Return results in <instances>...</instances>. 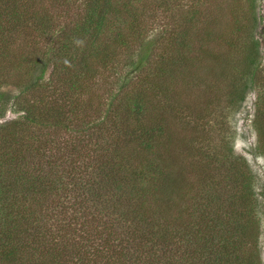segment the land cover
Returning <instances> with one entry per match:
<instances>
[{
	"label": "trees",
	"instance_id": "1",
	"mask_svg": "<svg viewBox=\"0 0 264 264\" xmlns=\"http://www.w3.org/2000/svg\"><path fill=\"white\" fill-rule=\"evenodd\" d=\"M15 1L0 0V20L6 21L14 13ZM131 1L85 0L84 18L68 22L67 36L53 69L46 64L38 75H33L44 82L49 73L51 83L68 60L69 71L73 69L78 75L70 83V91L64 92L66 109L48 98L25 101L23 107L17 105L22 118L0 125V179L4 180L0 181V264H261L255 244L259 224L254 216V179L246 161H240L242 170L232 165L233 171L222 180L224 185L215 179L219 174L215 156L208 149L201 150L209 171L188 159L190 148L177 143L179 134L171 127L170 117L161 114L163 109H176L181 99L166 86L162 90V85L183 78L185 72L181 69L186 70V61L182 58L170 61L163 51L152 60L151 47L140 52L133 68L135 73L140 70L137 82L123 80L116 103L107 113L111 125L104 118L94 135L88 136L91 154L84 170L93 176L86 179V184L82 185L78 176L69 178L72 186L66 183L67 174L78 173L82 166H75L73 150H64L58 144L44 157L48 165L61 169L67 163L71 167L68 172L58 173L53 167L47 171L31 168L28 159L41 154L37 145L42 141L51 143V137L60 139L62 128L73 123L66 121L69 115L77 116L79 107L69 100L70 94L76 90L89 92L108 65L113 67L125 55V60L129 59L131 36L135 42L145 40V11ZM252 5L254 10L253 0ZM163 6L168 10V5ZM249 12L252 26L257 28L264 16L251 17ZM214 13L206 28L199 27L198 31L202 46L210 48L209 61L200 56L194 64L201 72L236 71L228 88L232 98L233 92L241 95V103L246 99L248 83L255 87L258 84L259 42L245 27L235 31L238 37L232 40L218 15L214 19ZM4 23L0 22V63L8 64L13 57L7 36L11 30ZM185 29L184 25L179 30L167 28L161 38L148 41L147 46L157 48L163 41L169 47L173 42L175 48L185 50ZM214 36L223 47L240 51L239 56L226 58L222 51L216 52L219 48L211 46L217 42ZM37 63L34 60L35 66ZM149 63L148 70L142 69H147ZM189 64L193 66L192 61ZM20 66L18 62L17 68ZM32 84L29 88L23 86V90H29ZM151 92L164 96L151 97ZM4 96L0 94V98ZM260 103H264V95ZM76 107L78 112L73 109ZM256 123L263 136L264 111ZM25 130H33L34 135L20 138ZM13 142L17 148H12ZM261 148L264 153V143ZM27 169L31 174H24ZM24 204L25 210H21ZM120 204L124 205L122 210ZM44 220L62 225L64 231L43 230Z\"/></svg>",
	"mask_w": 264,
	"mask_h": 264
},
{
	"label": "rangeland",
	"instance_id": "2",
	"mask_svg": "<svg viewBox=\"0 0 264 264\" xmlns=\"http://www.w3.org/2000/svg\"><path fill=\"white\" fill-rule=\"evenodd\" d=\"M175 1H131L134 6L145 11L144 17L148 26V30L145 32V40L135 42L131 36L129 45L133 50L127 55L129 59L125 60V55L123 61L116 63L113 67L108 65L107 69H100L101 71L106 69V71L101 72L93 81L89 92L76 90L77 93L70 94L69 100L72 99L79 107V112L76 110L77 107L73 108L74 111L76 110L75 112H78L77 116L71 114L69 115L70 119L66 120H72L73 123H66L68 125L63 127L64 129L62 128L60 139L54 140V137H51L49 144L40 142L37 146L41 150V154H37L28 161L32 163L33 171L35 169L39 171L42 168L47 171L53 167L52 170L58 173L61 171L68 172V168L71 167L67 163L61 169V167L53 164L48 165L49 160L44 157L49 154L47 151L58 144L64 147V150H73L71 156L76 159L75 166H82L78 173L67 174L69 177H67L66 183L72 186L69 178L72 180V176H78V181L82 185L86 184V179L93 176L91 171L84 170L86 161H89L87 160L88 156L91 154L88 136L94 135L97 130L96 126L104 118L106 124L111 125L110 114L107 117V113L116 103L117 91L123 85V80L130 78L132 79L131 82H137L140 70L135 73L133 68L135 67L134 62L139 59L140 52L147 51L151 47L153 50L152 60L158 59L163 51L165 57L170 61L174 58H182L183 61H186L184 65L186 70L181 69V73L185 72L183 78L179 76V80L168 81L167 84L162 85V90H165L166 86L167 91H173L172 95L181 99L176 109H169L167 112H164L165 109H163L161 114L170 117L171 127L177 130L179 134L177 143L190 148L187 149L188 159L194 160L199 167L209 171L210 169L206 167L205 159L201 155V150L206 151L208 149L215 156V163L219 168V174H216L215 179H219L224 185L223 181L230 174V171H233V168L242 170L240 161L241 159L246 161L254 179L253 188L256 195V214L254 216L257 224H259V237L255 244L259 250L260 262L264 264V153L261 148L264 143V135L262 136L256 127L259 125L256 122L261 116V111H264V103H260V97L264 95V85H261L264 84V21L259 20L260 25L253 28L249 17V10L252 11L251 17L254 15L259 18L264 16V0H253L254 10L252 0ZM175 3L179 4L172 7L171 4ZM163 4L168 5V10ZM84 8L85 0H16L13 7L14 13L11 15L14 19L8 15L6 21L0 20L1 23L6 22L4 23L5 28L11 30L7 36L11 43L9 54L13 56L12 62L10 60L8 64L0 63V94L5 95L0 98V125L22 118L23 114L19 113L20 111L18 112L17 109L20 103L23 107L25 101L33 103L39 99L48 98L51 103L56 102L58 107L67 108L63 102L65 100L64 92L70 91V83L78 75L73 69L69 71L67 59L55 73L56 80L53 79L51 83L48 81L49 73L45 76L44 82L36 80L34 76L38 75L46 64L50 70L53 69L63 47L61 42H64V36H67L68 22L71 20L77 22L79 19H83ZM218 11L222 14L217 13ZM212 12H215L214 19L215 15H218V20L224 23L223 27L232 40L238 37V35L235 36V31H238L240 27H245L247 30H252L255 40L259 42L260 53L258 58L261 59V64L257 70L256 82L258 84L256 83L255 87L252 83H248L245 90L246 99L241 103L238 102L241 95L237 96L233 92L232 98L230 96L232 91L228 88L229 81L236 77V71L220 72L219 69H213L201 72L198 65L195 66L194 64V60L198 62L200 56L202 58L207 57L209 61L210 48L205 45L202 46L198 31L200 32L210 23ZM181 14L184 15L183 19H181ZM43 20L44 22H42ZM182 25L187 27V30H184L186 33L185 42H183L186 45L185 50H181L179 47L175 48L173 42H170L169 47L166 46L168 43L163 41L157 44V48L153 45L147 46L148 41L159 38L165 29L179 30ZM40 36H43V39ZM216 41V44H211L212 47L219 48L216 52L222 51L226 58L228 55L229 57L239 56L240 51L233 52L225 46L223 47L217 39ZM34 60L38 62L36 66ZM191 61L193 62L192 67L189 64ZM18 62H21L19 68H17ZM149 68L150 63L147 69L145 67L142 69L148 70ZM31 84L33 87L27 91L23 90V86L28 87ZM150 94L151 97L164 96V94L152 92ZM153 99L156 102L159 101ZM21 133L20 138H29L34 135L33 130L31 132L25 130ZM13 147L17 148L14 146V142ZM232 165L233 168H231ZM24 174H31L30 169L24 170ZM0 181L4 182L2 179ZM70 204H73L71 200ZM25 206L24 204L21 210H25ZM45 206L48 207V203ZM69 206L66 205V207ZM118 208L122 210L124 205L120 204ZM51 223H46L44 220L42 229L46 231L53 229L54 232L64 231L62 225L57 226ZM37 227L40 229L39 223ZM67 234L73 236L71 232Z\"/></svg>",
	"mask_w": 264,
	"mask_h": 264
}]
</instances>
